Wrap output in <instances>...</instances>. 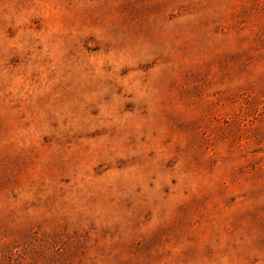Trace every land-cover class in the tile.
Returning <instances> with one entry per match:
<instances>
[{"label": "rangeland", "instance_id": "374dc122", "mask_svg": "<svg viewBox=\"0 0 264 264\" xmlns=\"http://www.w3.org/2000/svg\"><path fill=\"white\" fill-rule=\"evenodd\" d=\"M0 264H264V0H0Z\"/></svg>", "mask_w": 264, "mask_h": 264}]
</instances>
